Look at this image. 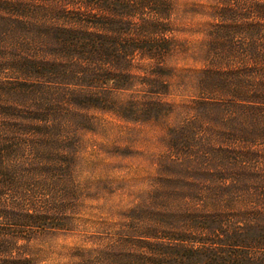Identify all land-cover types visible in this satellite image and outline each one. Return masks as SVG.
Returning <instances> with one entry per match:
<instances>
[{"label":"trees","instance_id":"obj_1","mask_svg":"<svg viewBox=\"0 0 264 264\" xmlns=\"http://www.w3.org/2000/svg\"><path fill=\"white\" fill-rule=\"evenodd\" d=\"M189 1L191 45L180 0H0V264L76 230L98 114L160 124L168 148L60 264H264V0ZM181 53L200 68L178 70Z\"/></svg>","mask_w":264,"mask_h":264},{"label":"rangeland","instance_id":"obj_2","mask_svg":"<svg viewBox=\"0 0 264 264\" xmlns=\"http://www.w3.org/2000/svg\"><path fill=\"white\" fill-rule=\"evenodd\" d=\"M189 2L180 0L175 26L178 38L191 45L202 35L195 33L196 20L185 13ZM177 58L178 70L201 66L187 53ZM174 91L171 98L178 99L176 86ZM97 118L99 129L84 137L78 178L83 186L90 187V192L75 217L77 228L73 232H51L35 239L31 249L37 264L68 261L71 251L89 245L91 234L117 221L119 212L133 206L149 189L156 175L157 156L168 148L165 129L160 124L126 123L103 114Z\"/></svg>","mask_w":264,"mask_h":264}]
</instances>
